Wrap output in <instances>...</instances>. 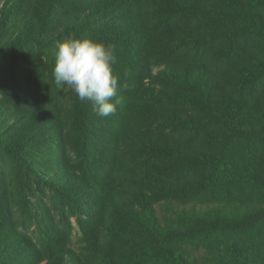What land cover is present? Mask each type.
<instances>
[{"label":"trees","instance_id":"obj_1","mask_svg":"<svg viewBox=\"0 0 264 264\" xmlns=\"http://www.w3.org/2000/svg\"><path fill=\"white\" fill-rule=\"evenodd\" d=\"M116 45L100 117L58 45ZM0 264H264V0H0Z\"/></svg>","mask_w":264,"mask_h":264},{"label":"clouds","instance_id":"obj_2","mask_svg":"<svg viewBox=\"0 0 264 264\" xmlns=\"http://www.w3.org/2000/svg\"><path fill=\"white\" fill-rule=\"evenodd\" d=\"M116 63L115 44L73 37L58 45L52 74L57 85L68 86L103 118L115 114L122 100L118 95L120 77L114 70Z\"/></svg>","mask_w":264,"mask_h":264},{"label":"rangeland","instance_id":"obj_3","mask_svg":"<svg viewBox=\"0 0 264 264\" xmlns=\"http://www.w3.org/2000/svg\"><path fill=\"white\" fill-rule=\"evenodd\" d=\"M0 168L4 171H6V174L10 176L13 175V169L10 165V162L3 156H0Z\"/></svg>","mask_w":264,"mask_h":264}]
</instances>
